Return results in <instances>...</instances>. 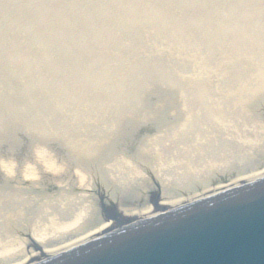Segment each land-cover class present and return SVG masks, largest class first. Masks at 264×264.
<instances>
[{
  "label": "rangeland",
  "instance_id": "rangeland-1",
  "mask_svg": "<svg viewBox=\"0 0 264 264\" xmlns=\"http://www.w3.org/2000/svg\"><path fill=\"white\" fill-rule=\"evenodd\" d=\"M141 15L143 25L133 27ZM38 22L50 31L42 34ZM182 25L189 27L183 30ZM204 31L209 32L206 41ZM262 51L264 0H0V151L14 147L12 157L21 159L29 144L40 141L73 157L52 141L56 131L108 135L97 142L105 148L116 141L115 121L134 117L138 122L130 126L136 135L156 136L155 147L160 136L166 153L176 154L193 142L191 128L181 133L177 129L180 114H185L182 108L189 109L198 98L191 97L190 86L198 84L205 90L203 97L209 94L212 103L229 106L223 109L237 116L239 128H232L229 143L223 136L226 129L214 126L210 134L219 132L218 138L195 146L209 156L229 144L235 157H242L236 138L241 143L244 139L238 130L247 127L245 120L253 119L258 126V116L264 122V97L258 100ZM239 84L244 88L237 93L245 101L237 98L241 109H235L228 95L235 96ZM242 115L249 117L243 120ZM257 144L258 138L253 146ZM141 166L143 182L154 188L151 163L146 158ZM170 169L174 184L179 178ZM2 183L0 192L7 191L9 197L0 196V221L6 205L12 214L17 212L13 218L25 213L23 219L39 210L41 197L57 191L47 182L25 200L22 190L17 191L20 199L12 196L9 183L2 191ZM124 190L130 191L131 185ZM93 193L92 201L99 202V193Z\"/></svg>",
  "mask_w": 264,
  "mask_h": 264
},
{
  "label": "bare ground",
  "instance_id": "bare-ground-1",
  "mask_svg": "<svg viewBox=\"0 0 264 264\" xmlns=\"http://www.w3.org/2000/svg\"><path fill=\"white\" fill-rule=\"evenodd\" d=\"M189 2L194 3L195 0ZM153 11H156L155 7ZM142 21L143 15L137 17V21L131 25L140 28ZM37 25L42 34L50 31L42 30L39 22ZM179 27L186 30L189 25ZM220 30L221 28L215 32ZM75 33L79 35L81 32ZM203 36L206 41L209 32L204 31ZM79 55L80 51L77 53ZM261 57L263 58L258 63V100L264 97V51ZM192 85L191 97L198 95V98L194 99L189 109L182 108V113L185 114H180L181 121L177 130L181 133L184 127V132L191 128L190 133L194 132L193 142L185 149L177 150L176 154L166 153L167 146L160 136L156 144L159 146L155 147L153 144L157 139L152 138L156 136L141 139L136 135L137 130L130 126L138 122L132 119L134 117L125 118L124 123L120 124L118 119L115 121L113 136H116V141L111 146H106V149L99 147L97 142L99 139L105 140L108 135H72L67 130H55L57 134H53L52 141L65 148L68 154L73 153V157H66V153L62 154L58 148H47L40 141L29 144L21 159L12 157L14 147L0 151V181L4 185L2 191L9 183L12 196L18 197L17 191L22 190L20 192L26 195L27 200L32 189L46 185L47 182L57 190L48 194V197H41L38 201L39 210L30 217H24L25 219L21 217L25 214L22 212L18 219L13 218L17 212L12 214L6 205V212L2 214L4 219L0 221V264H33V261H40L42 257H53L80 243L107 234L121 224L124 227L132 221L137 222L142 218L188 205L222 189L264 177V122L260 116L257 126L253 119L246 122L245 119L249 116L242 115L247 127L238 132L242 131L239 134L244 140L241 143L236 138L237 145L244 150L242 157H235L236 150L229 144L224 148L222 144L218 152L209 156H205L206 152L195 146L218 138L219 132L216 135L210 134V128L214 126L226 129L223 136L230 143L232 128L237 127V116L232 117L231 113L228 114L223 109L229 108L228 105L219 107L217 101L212 103L209 94L203 97L206 93L202 86ZM240 87L244 88L240 84L234 87L233 94L237 97L228 95L230 105L234 103L235 109H241L237 98L245 101V97L237 93ZM200 103L203 106L199 112ZM261 112L264 116V110ZM162 132L164 134L161 136L165 139L169 129ZM248 135L256 138L248 139ZM257 138L258 144L254 147ZM147 154L153 155V159ZM101 156L104 158L101 159ZM146 158L152 165L149 168L151 178L157 182L153 189L143 182L145 174L141 163L146 162ZM190 159L195 162L194 166ZM170 166L176 169L174 173L179 178L174 184L170 178ZM96 181L99 185L94 188ZM126 185H131L130 191L125 192ZM93 192L99 193V202L92 201L95 198ZM1 195H4L2 199L9 197L7 191L0 192Z\"/></svg>",
  "mask_w": 264,
  "mask_h": 264
},
{
  "label": "water",
  "instance_id": "water-1",
  "mask_svg": "<svg viewBox=\"0 0 264 264\" xmlns=\"http://www.w3.org/2000/svg\"><path fill=\"white\" fill-rule=\"evenodd\" d=\"M242 218V217H241ZM235 220H237V218L236 219H234V222H235ZM243 220H245V218H242V223H241V227L243 228V230L244 229H246V228H249L248 226H247V223H245L243 226H242V224H243ZM246 221V220H245ZM235 223H237V222H235ZM253 224V223H252ZM230 226H232V225H230V223H228L227 224V227L229 228ZM246 231H248V230H244L243 232L245 233ZM234 256H235V254L234 253H232V252H229L227 255H226V258L222 261V263L223 264H226L228 261H230L232 258H234Z\"/></svg>",
  "mask_w": 264,
  "mask_h": 264
}]
</instances>
